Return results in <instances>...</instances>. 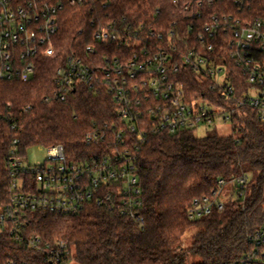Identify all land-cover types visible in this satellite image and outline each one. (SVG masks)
<instances>
[{
	"label": "built area",
	"instance_id": "2783aa9c",
	"mask_svg": "<svg viewBox=\"0 0 264 264\" xmlns=\"http://www.w3.org/2000/svg\"><path fill=\"white\" fill-rule=\"evenodd\" d=\"M169 1L192 19L187 33L177 29L175 18L161 31L126 14L105 22L92 19V24L99 21L98 45L83 50L74 45L62 59L59 37L66 8L91 6L92 0H0V78L28 81L39 58L53 57L59 63L46 101H66L76 89L105 92L119 114L87 132L83 157H69L62 144L38 145L47 148V160L31 164L19 139L13 140L6 156L8 199L0 206V233L36 258L77 264L68 240L45 239L32 228L38 213L69 216L95 202L145 223L137 153L150 134L232 122L241 107L254 108L264 118V0ZM186 71L208 84L211 97H190ZM247 180V174L219 179L211 195L187 205L189 216L222 210L226 186L243 188ZM248 238L252 249L241 264L259 257L264 262V225ZM35 257L11 251L0 264H36Z\"/></svg>",
	"mask_w": 264,
	"mask_h": 264
},
{
	"label": "trees",
	"instance_id": "16d2710c",
	"mask_svg": "<svg viewBox=\"0 0 264 264\" xmlns=\"http://www.w3.org/2000/svg\"><path fill=\"white\" fill-rule=\"evenodd\" d=\"M121 14L158 31L175 18L177 29L187 33L192 22L169 0H92L91 6H68L59 37L62 59L74 45L80 50L98 45L94 32L99 21L92 24V19L105 22ZM58 63L53 57L39 58L28 81L0 78V206L8 199L6 156L14 139H19L22 153L30 146L62 144L69 157H83L89 149L87 132L95 123L119 116L105 92L76 89L66 101H46L44 96L55 87ZM183 82L190 97H211L208 84L193 72L183 73ZM242 86L243 81L239 93ZM25 106L30 109L25 111ZM232 122L229 135L208 131L201 136L183 129L146 138L137 153L143 225L94 202L74 215L35 214L32 228L45 239L68 240L77 264H241L252 249L249 234L264 225V118L254 108L241 107ZM242 174L248 175L246 185H232L222 210L189 216L192 200L211 195L219 179ZM11 251L35 257L0 233V263ZM35 262L51 264L40 255ZM247 264L264 262L259 257Z\"/></svg>",
	"mask_w": 264,
	"mask_h": 264
},
{
	"label": "rangeland",
	"instance_id": "374dc122",
	"mask_svg": "<svg viewBox=\"0 0 264 264\" xmlns=\"http://www.w3.org/2000/svg\"><path fill=\"white\" fill-rule=\"evenodd\" d=\"M217 132L221 135H229L234 132L233 130V123L232 122H224L221 120H216L215 123L207 126V127H200L196 131L197 135H204L206 132ZM27 161L31 164H35L37 162H45L48 157V151L46 147L42 146H30L26 149ZM232 185H227L225 190V198L227 194L230 192ZM190 233H188L189 236Z\"/></svg>",
	"mask_w": 264,
	"mask_h": 264
}]
</instances>
